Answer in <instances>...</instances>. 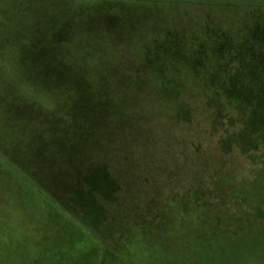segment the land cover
Returning a JSON list of instances; mask_svg holds the SVG:
<instances>
[{"label":"rangeland","instance_id":"rangeland-1","mask_svg":"<svg viewBox=\"0 0 264 264\" xmlns=\"http://www.w3.org/2000/svg\"><path fill=\"white\" fill-rule=\"evenodd\" d=\"M61 1L0 0V89L11 92L0 99L11 117L24 105L14 124L30 146L61 131L46 123L63 117L66 83L77 87L91 133L84 160L56 179L79 224L28 194L0 158V264H264V130L251 148L240 134L255 89L240 113L216 84L264 89V0ZM99 167L108 199L74 189L107 179Z\"/></svg>","mask_w":264,"mask_h":264},{"label":"trees","instance_id":"trees-1","mask_svg":"<svg viewBox=\"0 0 264 264\" xmlns=\"http://www.w3.org/2000/svg\"><path fill=\"white\" fill-rule=\"evenodd\" d=\"M22 0H15V2L19 3ZM56 1V0H55ZM96 1V0H94ZM127 1V0H126ZM132 1V0H128ZM145 1L147 4L152 5H160L161 0H142ZM62 1L59 0L58 3H61ZM156 3V4H155ZM226 6L234 8V9H248L251 7H246L239 4H226ZM248 6V5H247ZM257 6V5H256ZM260 5L257 7H254L256 10L259 9ZM264 8V6H262ZM250 40H253L254 43V37L248 36ZM250 44H246L247 46H250ZM233 47V46H231ZM17 49V48H16ZM233 49V48H232ZM229 50V51H232ZM228 51V54H229ZM236 53L243 54V62L246 60V57L244 55V52L238 49L235 51ZM250 53H252L251 50H249ZM234 56V54H232ZM231 56V55H230ZM239 59V58H238ZM241 61V60H240ZM214 68V65L211 67ZM218 68H221L220 66ZM237 71V70H236ZM235 71V72H236ZM5 82H0L1 85L4 86ZM176 82H168V84H161V93L162 95H166L167 92H170L169 90ZM67 85H65V103L63 106L64 114L63 117L57 116L55 114L54 118L51 119V123L46 125L48 127L54 126L58 127L60 125L61 131L57 130V132L54 134L53 138L49 134V131L47 134H35L32 136L30 146H26L25 137L27 136L26 131L25 132H17L16 130L19 129V126L21 125L20 122H17L14 124V120L17 118H21L22 114H20V111H25V107L20 106L18 104L16 106V113L14 116H10L8 112H10L8 108V102L6 99L1 98L0 99V122L3 123V125L7 127H0V158H2L3 163L6 167H2L1 171L7 173H13L16 174L19 182L22 187H24L28 194H31L35 198H41L42 200L46 199H52L56 203V208L59 212L65 214L70 221H72L73 224L78 225L79 223L69 217L68 211L70 210L69 204H67L65 201V196L63 193L62 185L63 183L59 181L64 175L70 177L71 170H66V172H63L61 167L67 164H72V162H77V160H84L85 155H82V149L84 146H87L88 143V136L91 133L89 128L84 123V119L81 118V116H84L86 113V108L83 104L84 102H80L79 98V92L77 87L73 82H67ZM216 84L220 87L222 93H228L224 94L225 96L229 97L228 102L232 107L236 104L238 101V108L241 113L242 110L249 107V104H247V99L249 98V101H254L253 106V112L252 114H249V111L246 110L245 113L249 114L248 119L245 118L244 123L246 124L245 129L243 130L241 128V136L243 137V148H251V145L254 143L253 141V131H261L264 130V119L259 117V110H262L264 108V89L260 88L259 82L258 86H252L249 82H216ZM264 84V82H263ZM240 85V86H239ZM2 86L0 90H4L5 94L11 93L9 88H5ZM213 87L214 83L212 84ZM253 95H248L247 99L243 100L240 97L244 93H247V90H254ZM76 92V96L75 93ZM238 94L239 97H236ZM252 94V93H251ZM23 95H25L23 93ZM37 96V87L33 85L30 92V99L33 100ZM56 92L51 91L50 96L48 98L53 99H47V102L50 104L55 103ZM239 99L242 100L239 101ZM18 102V101H17ZM210 104L213 103V99L209 98ZM15 103V102H14ZM225 104V102L223 103ZM14 105V104H13ZM55 105V104H54ZM237 105V104H236ZM13 109V107H12ZM183 104L177 103L176 104V112H181L183 110ZM19 112V114H18ZM81 118V119H80ZM13 123L11 124V122ZM61 123V124H59ZM262 124V125H261ZM9 126V127H8ZM14 126V127H13ZM58 134H61V136H58ZM60 137V143H58L57 138ZM226 138V137H225ZM247 142V143H246ZM222 145L225 148H229V145L227 144V139L225 142L223 140L221 141ZM245 149V148H244ZM45 154L48 156L49 162L45 164H41L39 161V157H44ZM32 163V165H35L36 167H30L29 163ZM59 164V165H58ZM91 166V165H90ZM84 171V170H83ZM96 171L100 174L106 175L107 179L102 180L99 183H92L89 179H87V183L80 184L79 179L77 180V185L74 187L76 190L80 191H88L92 190V188L96 191V194H101V197H104L108 199L111 194L110 191H107V189H111V183L110 181V174L107 172L106 168L102 167V169L99 167L96 169ZM78 172H76L77 175ZM56 174H59V179H56ZM88 182L90 184H88ZM76 181L74 182L73 186L75 185ZM51 192V193H50ZM113 192V191H112ZM50 193V194H49ZM40 199V200H41ZM72 201V198H68V200ZM75 205L80 208L82 212H84V220L90 221L91 217L89 214H87L85 208H83V204L76 203ZM55 207V206H54ZM70 213V212H69ZM92 223V222H91Z\"/></svg>","mask_w":264,"mask_h":264}]
</instances>
